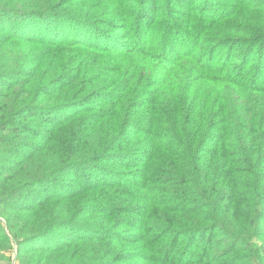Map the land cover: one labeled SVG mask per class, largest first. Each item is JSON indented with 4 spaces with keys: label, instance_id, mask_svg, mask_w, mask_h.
I'll list each match as a JSON object with an SVG mask.
<instances>
[{
    "label": "trees",
    "instance_id": "trees-1",
    "mask_svg": "<svg viewBox=\"0 0 264 264\" xmlns=\"http://www.w3.org/2000/svg\"><path fill=\"white\" fill-rule=\"evenodd\" d=\"M70 1L0 0L5 248L87 264L64 226L97 236L91 264H118L125 224L190 264H264V0ZM155 192L195 204L184 225Z\"/></svg>",
    "mask_w": 264,
    "mask_h": 264
},
{
    "label": "rangeland",
    "instance_id": "rangeland-1",
    "mask_svg": "<svg viewBox=\"0 0 264 264\" xmlns=\"http://www.w3.org/2000/svg\"><path fill=\"white\" fill-rule=\"evenodd\" d=\"M91 1H94V0H91ZM81 2H82L81 0H72L67 5L71 7V6L78 5ZM4 35H7V34L0 31V36L2 37ZM14 39L15 38H11L7 44L13 43L14 45H16L17 42ZM41 65L43 67L44 62H42ZM51 67H52L51 71L53 73L55 71V66H53L52 64ZM40 71L41 70H37L36 73ZM72 109L73 108H68V110L66 111L70 112ZM29 115L30 116L28 118H21V121L22 122H27V121L33 122V120L36 119L40 121L42 124L49 125V123H47L46 120H41L39 117L36 118V116H32L31 113ZM35 129L36 131H39L41 130V127L35 126ZM33 139H36V138L34 137ZM133 171H134V168H127V170H125L126 176L122 177V179H125V178L128 179L127 184H129V186L131 185L130 181H137V178L134 176V174H132ZM133 188L137 189L135 187ZM152 195L158 201H160V199L161 201L162 200L165 201L164 205L170 208V210H164L162 208H158L159 211L157 212L158 215L166 214L171 217L173 222H171L170 226H169V223H167L166 224L167 226H165V227L169 226L170 229H177L186 223V219L184 218V216L186 215L187 217H189L190 214L186 212V214L182 215L183 208H186V211H187L188 208L191 209L192 207L195 206V204H187V203L180 204L179 202L173 201V200L167 201L164 195L169 196V193L162 194L160 192H155ZM51 198L52 196H48V199H45V201L46 202L48 200L52 201ZM172 209H175V210H172ZM128 217L131 220L135 216L131 215ZM82 220L83 219L78 218V221L81 222ZM58 229L60 230V233L58 234V241L60 242V245L65 247L67 244H71V246L68 247L65 251H67L68 253L77 252L76 257H78V252L84 253L86 255L85 257L89 259V262H87V264H91L90 263L91 261L100 259V258H93L90 254V251L91 252L97 251V245H98L96 242L97 236L95 235L91 236L93 235V232H90L84 229H79L77 232L71 233L70 235H68L66 233L70 232V230L67 229L66 227L60 226ZM116 230L119 232V235L122 236V239L119 242V249H121V251L124 252L123 258L121 259V262L118 264H190V262L188 263V261L185 258H180L181 256L179 257V255H185L186 253H182L179 255L177 254L178 252L180 253L181 248L178 252L176 251L175 255H172V256L168 252L166 253L159 252V254H156L154 252L156 251V249H159V251L163 249V247L161 248V246L159 245L157 246V243L163 241L162 238H159V240L155 241L158 233L163 232V230L160 228L158 229L153 228V230H151L150 232L147 226L146 228L144 227L143 231H139V230L131 228L130 226H126L125 224H121L116 227ZM65 231H68V232H65ZM135 233H138V236H133L135 235ZM73 238L77 239L76 245H72ZM38 244H39V241H36V242L34 241L33 245L32 244L30 245L31 248L21 247L19 249L18 247L14 245L11 250H7L3 242L0 241V264H26L27 262H30L31 264H48L49 262H53L55 257L57 258L55 261L56 262L58 261L59 257L56 254L51 253V255H49L44 248H38ZM224 245L225 244L220 246L218 249H222ZM237 249H240V247H237ZM67 252L65 253L67 254ZM17 253H19V255H17ZM137 253H140V256H136ZM233 253H236L238 255V254H244L245 251L240 250L239 252H233ZM209 254L215 255V250H212L211 252H209ZM71 255H75V254H71ZM61 260H63V258L60 259L59 261ZM235 264H242V263L239 261H236Z\"/></svg>",
    "mask_w": 264,
    "mask_h": 264
}]
</instances>
